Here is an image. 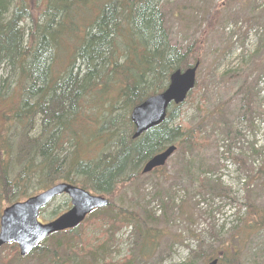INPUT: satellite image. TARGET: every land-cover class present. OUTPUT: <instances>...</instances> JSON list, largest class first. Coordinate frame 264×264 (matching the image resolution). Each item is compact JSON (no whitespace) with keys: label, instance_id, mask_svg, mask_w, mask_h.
Here are the masks:
<instances>
[{"label":"trees","instance_id":"1","mask_svg":"<svg viewBox=\"0 0 264 264\" xmlns=\"http://www.w3.org/2000/svg\"><path fill=\"white\" fill-rule=\"evenodd\" d=\"M167 3L0 0V72L2 68L6 74L0 77V104L18 95L4 116L7 127L0 142V211L37 193L30 194L28 189H46L58 183L77 186L109 201L107 208L91 213L76 229L50 236L26 258L18 256L14 245L5 246L10 249L9 255L2 247L0 264L21 260L30 264H146L164 239L171 244L181 243L177 235L168 236L171 220L187 217L183 201L176 205L171 189L163 194L160 190L153 192L151 200L161 208L159 218L144 211L141 219L136 213L117 208L114 195L135 182L144 163L169 146H176V152L182 154L185 166L181 173L189 176V161L211 145V134L220 135L213 143L222 145L223 153L243 170L244 203L238 206L230 189L221 186L219 179L198 172L193 181L202 201H227L238 209L229 228L221 226L215 231L209 227L207 239L193 232L197 245L182 264L214 259L218 264H242L240 255L249 231L264 229V207L250 200L252 193H264V158L256 169L249 165L251 158L262 155L261 151L251 145L248 157L243 150L232 153L241 138L235 126L229 130L218 127L215 133L205 126L174 124L184 104L172 105L160 126L132 140V109L163 92L175 71H184L196 62L199 67L202 64L199 41L184 47L170 42ZM226 4H232L231 0ZM186 10H191L190 15L182 12ZM193 10L176 5L173 16L200 28ZM208 25L206 20L203 32ZM197 86L201 88V82L197 81ZM195 92L187 99H192ZM244 99L249 106L247 90ZM85 113L89 121H85ZM242 119L249 120L246 128L252 126L250 114ZM231 135L237 140L231 141ZM6 158H11L12 166L18 169L11 181L7 178L10 165L4 164ZM242 207H246L245 214L241 213ZM56 216L55 209L49 219ZM127 225L133 229L135 247L120 262H111L114 234L110 229ZM98 226L108 231L99 236L89 231L99 232Z\"/></svg>","mask_w":264,"mask_h":264},{"label":"rangeland","instance_id":"2","mask_svg":"<svg viewBox=\"0 0 264 264\" xmlns=\"http://www.w3.org/2000/svg\"><path fill=\"white\" fill-rule=\"evenodd\" d=\"M164 1L169 2L166 6L169 9L166 26L170 42L173 45L184 47L186 43L196 40L201 46L198 56L202 64L197 70L196 80L201 82L202 87L197 86L192 99L189 97L183 103L181 114L174 124L181 122L190 123L193 127L205 126L215 133L218 132V127L229 130L235 126L241 138H238L239 143L235 145L232 153L243 150L248 157L251 154L250 146L253 145V148L261 151L262 155L251 158L249 165H252L254 169L260 167V159L264 158V0H241L240 2L231 0L232 4L229 5L226 4V0ZM176 5L195 9L193 10L194 17L200 24V28H196L191 23L186 25V21L175 19L173 14L176 13L174 11ZM182 12L190 15L191 10ZM206 20L209 28L207 26L203 32ZM187 26L188 30L185 31ZM59 70L60 65L57 67V71ZM5 76V70L1 68L0 77ZM246 90L250 93L249 106L248 101L244 99ZM16 98H18L17 94L0 104V141L7 127L4 119L5 113L17 101ZM202 98L205 99L204 103L201 102ZM248 114L252 118L250 128H246L245 125V122L249 120L242 119V116L247 117ZM87 116L85 113V121L90 120ZM211 135V145L202 149L203 153H200L199 157L198 153L191 161L188 160L190 162L189 176L181 173L185 164L182 163V154L176 152L167 162V168L164 171L158 174L140 175L135 182L124 188L126 190L119 189L114 195V204L117 208L136 213L141 219H143L144 211L154 213L156 218L161 215L160 206L156 200H151L154 190H160L163 194L166 189H171V192L175 194L174 203L181 205L183 201L187 217L171 220L173 224L169 225L171 233L168 234V236L177 235L182 242L171 244L164 239L157 253L151 259H147L146 264L184 263L188 259V252L197 245L192 238V233L198 234L202 239H207L209 227H213L215 231L221 226L229 228L234 212L239 205L244 203V189H242L241 181L243 170L238 168V165L227 156L228 154L223 153L222 145L213 143L220 135ZM233 139L234 136L231 135V141L237 140ZM230 140L225 144L231 142ZM6 159L4 164L10 165L6 170L7 178L11 181L17 168L12 166L11 158ZM209 167L216 168V170L210 172ZM198 172L219 179L221 186L230 189L238 206L227 201L212 202L207 199L202 201L197 194V184L193 181ZM43 190L28 189L27 191L34 194V191ZM251 191L254 192L256 189H251ZM250 200H254V204L259 208L264 207V193L260 191L252 193ZM69 206L67 197H57L40 213L38 221L42 224L46 223L50 220L53 210L56 209L58 214H61L68 210ZM245 211L246 207H242L241 213L245 214ZM98 227L99 232L89 231L95 236L108 231L106 227ZM112 233L114 234L113 247L109 260L120 262L129 255L133 250L132 247H135L133 229L127 225L116 230L115 226L110 229V234ZM249 234L240 255V262L242 264H264V229L250 230ZM5 250V255H9L10 249L5 247ZM208 263L209 261H204L201 264ZM15 264H30V262L21 260Z\"/></svg>","mask_w":264,"mask_h":264},{"label":"water","instance_id":"3","mask_svg":"<svg viewBox=\"0 0 264 264\" xmlns=\"http://www.w3.org/2000/svg\"><path fill=\"white\" fill-rule=\"evenodd\" d=\"M198 64L183 72L171 74L167 88L160 94L149 97L133 108L130 121L135 132L132 139L139 138L145 132L162 124L171 104H182L188 93L195 86ZM175 147H169L151 158L142 168V174H148L156 168L163 167L174 153ZM66 195L70 200L67 212L47 224L37 221L39 212L55 197ZM108 206V201L101 196L61 183L47 191L29 198L23 203L14 204L2 212L0 218V247L16 244L20 257H25L37 248L50 235L72 230L78 227L94 210ZM216 261L210 264H216Z\"/></svg>","mask_w":264,"mask_h":264},{"label":"bare ground","instance_id":"4","mask_svg":"<svg viewBox=\"0 0 264 264\" xmlns=\"http://www.w3.org/2000/svg\"><path fill=\"white\" fill-rule=\"evenodd\" d=\"M18 170V169H17ZM108 207V206H107ZM213 261H216L217 263L216 264H218V261L216 260V259H214V260H211L209 263H211V262H213Z\"/></svg>","mask_w":264,"mask_h":264}]
</instances>
